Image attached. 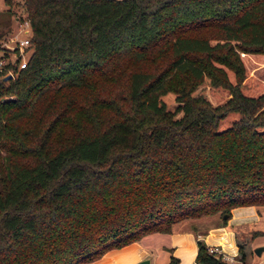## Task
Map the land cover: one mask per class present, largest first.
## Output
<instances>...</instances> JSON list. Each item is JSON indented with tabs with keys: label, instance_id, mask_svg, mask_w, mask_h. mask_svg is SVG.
Listing matches in <instances>:
<instances>
[{
	"label": "trees",
	"instance_id": "obj_1",
	"mask_svg": "<svg viewBox=\"0 0 264 264\" xmlns=\"http://www.w3.org/2000/svg\"><path fill=\"white\" fill-rule=\"evenodd\" d=\"M19 5L26 63L0 71V264H87L264 206V0ZM196 244V262L228 264Z\"/></svg>",
	"mask_w": 264,
	"mask_h": 264
},
{
	"label": "crops",
	"instance_id": "obj_2",
	"mask_svg": "<svg viewBox=\"0 0 264 264\" xmlns=\"http://www.w3.org/2000/svg\"><path fill=\"white\" fill-rule=\"evenodd\" d=\"M197 240L205 246H219L233 259L228 264H240L236 260L240 248L244 264H264V251L259 256L252 252L255 246L264 245V206L233 207L224 222L218 214L183 219L172 224L168 233L147 234L87 264H132L145 257L149 264H166L169 256L179 264H203L195 261Z\"/></svg>",
	"mask_w": 264,
	"mask_h": 264
},
{
	"label": "built area",
	"instance_id": "obj_3",
	"mask_svg": "<svg viewBox=\"0 0 264 264\" xmlns=\"http://www.w3.org/2000/svg\"><path fill=\"white\" fill-rule=\"evenodd\" d=\"M18 31L16 33V36L11 37L10 40L12 41V44L10 46L8 45H4V44H0V47L3 48L4 50V46L9 49L11 52L14 53V57H18V61L16 63V68L17 69H21L25 66L26 63V57L28 55V50H26V47L28 45V35H29V28H28V22L26 19H22L21 23H19V28ZM22 33L23 35L21 37H17V34ZM5 51V50H4ZM2 54V52L0 53V55ZM14 58H9L7 56H1L0 57V71L2 70V68H5V75H9L11 76V68L8 67V63L9 62H13ZM6 66V67H5ZM206 251L209 253H213V254H217L220 255L221 259L226 261L227 263L233 261V259L224 254L220 247L217 245H208L206 246Z\"/></svg>",
	"mask_w": 264,
	"mask_h": 264
},
{
	"label": "rangeland",
	"instance_id": "obj_4",
	"mask_svg": "<svg viewBox=\"0 0 264 264\" xmlns=\"http://www.w3.org/2000/svg\"><path fill=\"white\" fill-rule=\"evenodd\" d=\"M20 2L21 0H12V3L9 5L5 3L4 0H0V30H4V35L0 39L1 45L4 44L10 46L12 44L10 38L16 36V33L19 32V23H21V20L25 15L22 7L19 5ZM18 17L22 19H19ZM22 35V33H19L17 34V37H21ZM4 50L2 48L0 53L5 52L7 57L14 58V53L5 46ZM240 237L242 238L241 233Z\"/></svg>",
	"mask_w": 264,
	"mask_h": 264
},
{
	"label": "water",
	"instance_id": "obj_5",
	"mask_svg": "<svg viewBox=\"0 0 264 264\" xmlns=\"http://www.w3.org/2000/svg\"><path fill=\"white\" fill-rule=\"evenodd\" d=\"M10 77L8 74L3 77V79H7ZM222 218H226V214H223ZM264 251V245H257L252 249V252L256 255L259 256L260 253ZM132 264H149V257L142 258Z\"/></svg>",
	"mask_w": 264,
	"mask_h": 264
}]
</instances>
